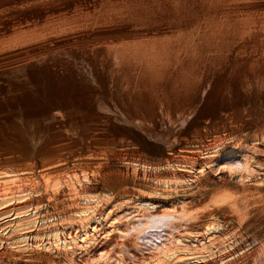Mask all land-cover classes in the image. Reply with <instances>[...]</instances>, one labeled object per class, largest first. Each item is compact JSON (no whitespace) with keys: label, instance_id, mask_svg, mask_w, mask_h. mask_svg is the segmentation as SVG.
<instances>
[{"label":"bare ground","instance_id":"6f19581e","mask_svg":"<svg viewBox=\"0 0 264 264\" xmlns=\"http://www.w3.org/2000/svg\"><path fill=\"white\" fill-rule=\"evenodd\" d=\"M0 264H264V0H0Z\"/></svg>","mask_w":264,"mask_h":264},{"label":"rangeland","instance_id":"374dc122","mask_svg":"<svg viewBox=\"0 0 264 264\" xmlns=\"http://www.w3.org/2000/svg\"><path fill=\"white\" fill-rule=\"evenodd\" d=\"M249 230H246V232H250V230H251V232H250V235H249V233H247L249 236H257L256 234V232H255V230L252 228V227H250V228H248ZM247 235V236H248Z\"/></svg>","mask_w":264,"mask_h":264}]
</instances>
